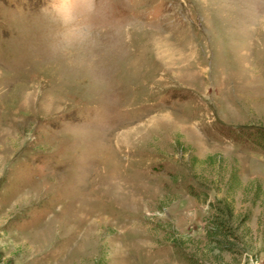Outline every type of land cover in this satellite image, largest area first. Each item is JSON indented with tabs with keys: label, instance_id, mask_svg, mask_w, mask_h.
Returning a JSON list of instances; mask_svg holds the SVG:
<instances>
[{
	"label": "rangeland",
	"instance_id": "1",
	"mask_svg": "<svg viewBox=\"0 0 264 264\" xmlns=\"http://www.w3.org/2000/svg\"><path fill=\"white\" fill-rule=\"evenodd\" d=\"M259 128L264 0H0V264H264Z\"/></svg>",
	"mask_w": 264,
	"mask_h": 264
},
{
	"label": "trees",
	"instance_id": "2",
	"mask_svg": "<svg viewBox=\"0 0 264 264\" xmlns=\"http://www.w3.org/2000/svg\"><path fill=\"white\" fill-rule=\"evenodd\" d=\"M235 137L238 139L245 140L252 148L262 151L264 153V129H256V130H243L235 133ZM216 228H210V232L214 231L215 234L223 233L228 228H223L222 221L215 220ZM222 226V228H221Z\"/></svg>",
	"mask_w": 264,
	"mask_h": 264
}]
</instances>
